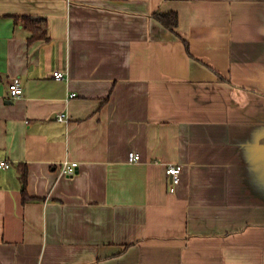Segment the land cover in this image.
I'll return each instance as SVG.
<instances>
[{"label":"crops","instance_id":"crops-1","mask_svg":"<svg viewBox=\"0 0 264 264\" xmlns=\"http://www.w3.org/2000/svg\"><path fill=\"white\" fill-rule=\"evenodd\" d=\"M2 162L0 264H264V0H0Z\"/></svg>","mask_w":264,"mask_h":264},{"label":"built area","instance_id":"built-area-1","mask_svg":"<svg viewBox=\"0 0 264 264\" xmlns=\"http://www.w3.org/2000/svg\"><path fill=\"white\" fill-rule=\"evenodd\" d=\"M54 77L56 80L63 81L66 79L64 73L62 72H56L54 74ZM10 97L11 99H18L23 96L24 94V88L22 87L20 80L19 79H14L10 83ZM58 120L60 121H67V115L66 114H61L58 117ZM129 160L130 162H139L141 161V156L135 152L130 153L129 155ZM0 167L2 168H10V165L6 162H2L0 164ZM79 170V163L78 162H73V161H65L62 164V175L67 176V177H74ZM183 173V167L181 165H169L167 167V175L169 176L170 179V192L175 193L177 186L179 185L181 181V176Z\"/></svg>","mask_w":264,"mask_h":264},{"label":"trees","instance_id":"trees-1","mask_svg":"<svg viewBox=\"0 0 264 264\" xmlns=\"http://www.w3.org/2000/svg\"><path fill=\"white\" fill-rule=\"evenodd\" d=\"M155 17L166 28H168L171 31H176V29L178 27V23H179L178 14L176 12H173V11H170V12H157L155 14ZM24 20H25L27 26L30 29H32L34 31H37L36 30V24H37V22H40V19H34V18H31V17H29V18L28 17H24ZM41 36L42 35H36V36H34L31 39V41H33L35 39H38V38H43ZM25 199H28V197L25 196Z\"/></svg>","mask_w":264,"mask_h":264}]
</instances>
